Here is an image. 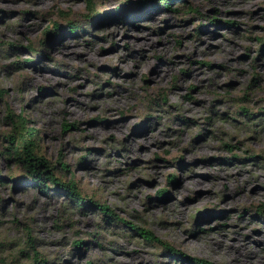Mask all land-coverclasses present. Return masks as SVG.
<instances>
[{"label":"rangeland","instance_id":"1","mask_svg":"<svg viewBox=\"0 0 264 264\" xmlns=\"http://www.w3.org/2000/svg\"><path fill=\"white\" fill-rule=\"evenodd\" d=\"M171 2L0 0V264H264V0ZM9 114L59 180L187 257L37 186Z\"/></svg>","mask_w":264,"mask_h":264},{"label":"trees","instance_id":"2","mask_svg":"<svg viewBox=\"0 0 264 264\" xmlns=\"http://www.w3.org/2000/svg\"><path fill=\"white\" fill-rule=\"evenodd\" d=\"M88 6L91 10H93V0H87ZM155 1V0H154ZM160 2H164V6H168L171 4L172 0H158ZM233 23V22H229ZM68 27H70V33H74L77 30L81 28L80 25H75L72 21L69 22ZM53 30L52 32H54ZM10 46L13 47L14 43H10ZM262 47H264V41L262 42ZM32 49V47H30ZM5 92L4 89H0V95H3ZM242 111H244L245 114L249 118H252V116L249 115V110L246 108H243ZM10 117V121L14 125L15 128V134H10V144L12 145V150L10 151L11 155H14L15 158H17L22 165L26 169V173L32 178L33 182L39 186L42 190H46L48 188L47 181H52L55 189L59 190L60 192H64L68 194L70 197H72L73 200L76 201V203L80 206L92 204L93 206H96V208L100 211L103 218L105 219L106 223H110L111 221H119L122 223H128V228L130 230L137 232L139 236H141L144 240L150 241V242H157L165 246V248L168 249L170 252V255H174L177 258H183L187 256H183L182 252L175 249L174 247L170 246L166 241H164L162 238L157 236L153 231L140 227L139 225L135 223H130L120 217H117L112 209H110L109 206L99 203V202H93L92 199H88L87 197L82 196L81 192L79 191L75 181L70 182H62L58 179L56 174L54 173V166L50 164V161L46 160L42 156H38L36 154V147H37V141L35 138V132L36 130L33 127H27V122L22 114H19L18 116H14L13 114L8 115ZM255 116H258V119H262L264 116V108L258 113H256ZM104 118H102L100 121H103ZM73 123H65L64 127L65 130L72 127ZM258 156L257 154H254L252 157ZM63 168L68 170L69 165L67 163H62ZM13 176V175H12ZM0 176V181H1ZM177 180L175 174L169 175V181L174 183ZM168 193L167 188H163L158 191L159 197H164ZM260 213H264V206L259 208ZM30 241V248L34 251L36 256H39V251L36 248V239L34 237L29 238ZM74 246L76 248H81L82 245H84V241L81 239L74 240L73 242ZM22 253H26L25 251H22ZM190 260V263L192 264H216L212 261L207 260L206 258L202 257H188ZM48 261L45 259H39L36 261L35 264H47ZM92 263L91 261H87V264Z\"/></svg>","mask_w":264,"mask_h":264}]
</instances>
